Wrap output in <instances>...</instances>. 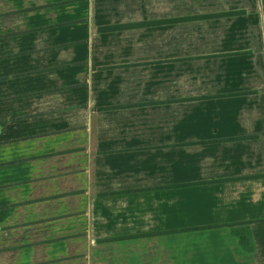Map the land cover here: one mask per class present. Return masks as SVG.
Listing matches in <instances>:
<instances>
[{
	"label": "crops",
	"instance_id": "1",
	"mask_svg": "<svg viewBox=\"0 0 264 264\" xmlns=\"http://www.w3.org/2000/svg\"><path fill=\"white\" fill-rule=\"evenodd\" d=\"M0 264H264V0H0Z\"/></svg>",
	"mask_w": 264,
	"mask_h": 264
},
{
	"label": "trees",
	"instance_id": "2",
	"mask_svg": "<svg viewBox=\"0 0 264 264\" xmlns=\"http://www.w3.org/2000/svg\"><path fill=\"white\" fill-rule=\"evenodd\" d=\"M209 18L210 16H204V17H197L192 19H202V18ZM189 20V18H182V19H170V20H156V21H150V22H143L138 24H132V25H116V26H107V27H101L99 29L100 32H111V31H117L122 29H128L132 27H145V26H159L164 24H170L178 21H185ZM243 243V241H241Z\"/></svg>",
	"mask_w": 264,
	"mask_h": 264
}]
</instances>
